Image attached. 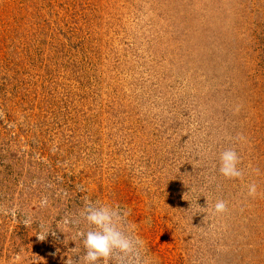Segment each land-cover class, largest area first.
Returning <instances> with one entry per match:
<instances>
[{
	"label": "rangeland",
	"instance_id": "rangeland-1",
	"mask_svg": "<svg viewBox=\"0 0 264 264\" xmlns=\"http://www.w3.org/2000/svg\"><path fill=\"white\" fill-rule=\"evenodd\" d=\"M89 201L141 264H264V0H0V264H83Z\"/></svg>",
	"mask_w": 264,
	"mask_h": 264
},
{
	"label": "clouds",
	"instance_id": "clouds-1",
	"mask_svg": "<svg viewBox=\"0 0 264 264\" xmlns=\"http://www.w3.org/2000/svg\"><path fill=\"white\" fill-rule=\"evenodd\" d=\"M240 156L234 148H227L220 153V173L227 178H241L243 173L238 167ZM257 194L255 183L248 185V195L254 197ZM48 203L47 198L41 200V206ZM216 213L227 211V202L217 200L214 205ZM127 213H122L118 206L99 204L98 202H86L81 216L91 226L86 232L78 231L77 237L83 241L85 249L82 257L83 264H97L103 261L115 260L116 264H141V249L143 241L139 237L130 234L123 226ZM78 223L65 219L64 223ZM31 223L29 219L24 221L25 226ZM49 233L40 235L41 240ZM55 233H53L54 235ZM66 264H74L68 257Z\"/></svg>",
	"mask_w": 264,
	"mask_h": 264
}]
</instances>
